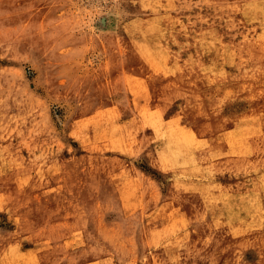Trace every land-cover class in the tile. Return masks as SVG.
Segmentation results:
<instances>
[{"label":"rangeland","instance_id":"374dc122","mask_svg":"<svg viewBox=\"0 0 264 264\" xmlns=\"http://www.w3.org/2000/svg\"><path fill=\"white\" fill-rule=\"evenodd\" d=\"M220 3L0 0V264H264L218 207L241 176L224 122L262 104L264 65L188 61L190 33L264 47Z\"/></svg>","mask_w":264,"mask_h":264},{"label":"bare ground","instance_id":"6f19581e","mask_svg":"<svg viewBox=\"0 0 264 264\" xmlns=\"http://www.w3.org/2000/svg\"><path fill=\"white\" fill-rule=\"evenodd\" d=\"M207 1L217 2V6L221 7L222 2L220 3V0ZM229 1L231 2L230 7L232 2L233 6L237 7L242 20L249 23L259 22L264 27V0ZM241 3L243 5H240ZM216 13L219 14L218 8ZM205 38L206 33L204 32L194 36L190 33L187 54L189 66L190 62L195 65L201 64L203 71L205 69L211 72V66L215 68L217 64L219 72L225 69L226 65L233 66L235 70L242 69L243 64L252 69L261 68L264 65V59L260 55L264 52L262 44L237 57L230 43L223 42V45L211 47L205 43ZM225 73L223 75H226ZM224 124L229 127V130H232L233 138L230 143L239 146L236 148L235 162L241 176L239 177L240 180L236 181L237 188L233 195L227 191L221 193L218 205L219 212L222 216L228 217L229 221L225 225H220V229L233 233L240 248L252 249L254 252L256 250L264 254V186L261 185L263 184L262 181L257 179V175H253L254 172H257V168L264 167L258 166L264 165V162L250 161V157H254L256 153L264 152V149H261L264 147V99L261 105H253L248 113L235 116L229 121H225ZM170 158L177 160L178 157L175 153ZM248 171L251 173V178L247 177ZM248 181L254 186L248 187ZM228 198L229 200H226ZM227 202L233 203V205L227 208Z\"/></svg>","mask_w":264,"mask_h":264}]
</instances>
